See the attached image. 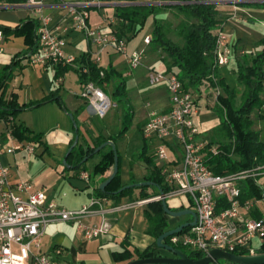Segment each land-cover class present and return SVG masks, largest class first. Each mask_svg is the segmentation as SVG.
<instances>
[{
	"label": "built area",
	"instance_id": "1",
	"mask_svg": "<svg viewBox=\"0 0 264 264\" xmlns=\"http://www.w3.org/2000/svg\"><path fill=\"white\" fill-rule=\"evenodd\" d=\"M48 0H26L39 7ZM236 2V0H233ZM100 0H75L68 4V16L74 28L86 39L100 47H111L122 54L130 70L138 68L145 51L133 50L128 53L127 43L102 26L89 24V8L100 7ZM236 12L232 18H236ZM39 48L30 56L31 65L72 64L74 58L65 55L66 40L63 35L49 27L50 19L39 16ZM1 40V34H0ZM150 36L143 38L148 46ZM232 56V46L228 36L217 30L214 57L218 67L226 66ZM98 64L99 58L95 59ZM147 84L155 88L163 86L168 96L169 108L163 112H150L142 127L145 140H156L154 156L159 163L158 170L167 189L162 195L147 200H139L109 209L104 207V199L93 197L77 210H66L53 201H47L45 193L35 187L34 182L18 180L12 182L9 168L1 158L26 151L34 153L32 143L17 142L6 133L9 146H0V264H65L60 256L63 251L55 248L51 255L42 253L40 241L48 225L67 222L82 230L85 239L90 240L108 232L103 218L106 213H117L162 201L181 195L190 196L191 210L196 223L188 231L168 237V245L181 246L203 256L212 249L230 254L248 256L260 252L264 246V220L252 216L254 200L239 201L240 181L246 177L264 175V166L251 172L232 175H215L205 164L207 154L216 155L218 150L208 143L197 140L199 130L194 118L198 114L197 96L186 90L174 73L149 70ZM80 97L88 102L94 114L104 118L113 106L107 94L93 83H87L80 91ZM146 106H149L147 103ZM14 141V142H13ZM174 142L178 149L170 142ZM12 142V143H11ZM88 180V175L82 173ZM224 198L228 208L216 212V202ZM100 217L99 225L83 226L82 220Z\"/></svg>",
	"mask_w": 264,
	"mask_h": 264
},
{
	"label": "trees",
	"instance_id": "2",
	"mask_svg": "<svg viewBox=\"0 0 264 264\" xmlns=\"http://www.w3.org/2000/svg\"><path fill=\"white\" fill-rule=\"evenodd\" d=\"M116 3H126L125 5H116L114 7V16L119 22L121 31L110 29L118 39L124 40L126 43L134 37L145 25L147 19L152 18L153 28L150 34V48L159 50L161 53V61L165 64L167 73H174L181 81L186 90H191L205 100V107L218 117V127L225 137L227 143L211 141L204 148L211 146L217 148L216 155L207 154L205 164L215 175H232L242 172H251L259 166H264V127L261 131L254 130V120L252 113L258 111L257 120L264 121V40L260 41L263 49L254 56L243 55L236 60V80L240 90L230 89L225 79L220 76L219 67L215 63L214 50L216 32L221 25L218 18L217 4L215 0H105ZM26 0H0V3L9 5H18L25 3ZM174 3V4H165ZM90 10V8L88 9ZM172 14L178 23L174 29L180 43L173 41L166 35L164 25L167 20L159 19L157 16ZM169 25V24H168ZM125 26V27H124ZM123 27L125 28L124 30ZM39 23L34 19H26L20 21L13 28L0 26L1 37L21 38L24 49L17 52L12 60L4 65L0 70V122H3L12 138L17 142H27L41 144L44 152L48 149L41 141V134L32 132L29 128L22 124H14L13 119L20 112L35 110L47 103H56L64 109L60 99V85L52 90L48 95L39 100L26 104H19L15 93L7 94V84L11 79L15 69L22 60L29 61L30 56L35 54L39 48L38 37ZM19 68V67H18ZM53 81L62 79L68 71H74L83 87L87 83H93L104 92L109 84L113 85L112 97L123 105L124 112L121 118V127L116 134L108 137L98 136L92 145L85 146L77 142L71 152L65 156V167L68 170H80L85 162L94 157L93 151L106 141H112L116 144L121 140L126 132L131 128L134 117L133 109L129 103L128 93L126 90V82L115 69L109 65L105 68L95 62L91 53L86 51L78 58H74L72 64L54 66ZM239 99L237 100V97ZM84 111V107H79L72 113L73 120L76 124V130L73 133V139L70 141L69 147L73 144L74 138H80L79 125L77 116ZM4 135V134H3ZM6 140V136H3ZM108 148V154L113 157V150L107 146L98 153H102ZM117 154L119 162L120 156ZM147 146L144 142L143 147L137 152L136 157L142 161L149 173L145 177V182L152 183V187H156L158 191L156 195L141 193L144 187L139 184L131 187L121 186L119 180V170L117 165V173L111 182L105 187L104 191L99 190V185L93 188V196L97 198H108L119 200L131 194L134 188L141 189L139 198L147 200L159 195V190L166 192L165 186L162 184L163 179L156 167L153 157L147 156ZM87 158L85 162H82ZM133 161H130V164ZM105 163L95 169L98 171ZM256 177H246L240 181V197L242 203L246 200L258 201L264 198L262 187L256 182ZM107 179V178H106ZM106 179H103L104 182ZM101 182V183H102ZM150 186V187H151ZM120 192L116 193L118 190ZM228 208V203L224 198H220L216 202V212ZM171 210V209H170ZM174 211V210H171ZM144 218L147 222L146 234L156 239L167 230V216L163 212L161 201H153L146 204L143 211ZM255 218H260L255 214ZM184 228L181 233L188 231ZM168 238L163 243L168 245ZM126 241V240H125ZM123 244V251L113 254L116 263H128L137 259L162 257L161 250L156 247L154 242L151 246H147L142 251L134 250L132 253L127 250ZM174 248L180 250L191 260H198L204 257L202 254L188 250V253L181 246ZM259 253H264V246ZM212 264H222L215 262ZM224 264H232L225 262Z\"/></svg>",
	"mask_w": 264,
	"mask_h": 264
},
{
	"label": "crops",
	"instance_id": "3",
	"mask_svg": "<svg viewBox=\"0 0 264 264\" xmlns=\"http://www.w3.org/2000/svg\"><path fill=\"white\" fill-rule=\"evenodd\" d=\"M73 1L75 0H48L39 7L31 6L26 2L18 5L0 3V10H11V12L5 14L2 13L3 16H0V26L13 28L22 20H37L39 16L47 17L50 19L49 27L53 30H57L58 33L65 37L66 46L64 51L66 56L78 58L84 52L88 51L94 59L99 58L98 65L103 68L111 65L115 71L120 74V70L115 63V57L118 55L115 50L111 47H100L95 44H93L94 48H92V46H90L92 42L84 38L85 36L74 28L67 12L68 4ZM214 3L217 4L218 18L221 21L218 30H221L228 36L232 46V56L229 63L226 66H223L222 69L219 68L218 72L220 76L225 79V82L230 89L237 90V85L233 81L232 72H230L229 67L231 65L235 67L234 73L236 74V60L240 56L247 54L246 48L248 46H251L257 52H260V50L263 49L260 41L264 40V31L260 30V32H257L253 29V25L259 24L261 27H264V0H236V2L233 0H215ZM100 4V7H90V9H95V15L91 21V11L89 10V24L93 27L102 26L104 32H109L110 28L107 26L109 21L106 20V16H109V13L106 12V9H112L117 4L125 5L126 3L100 0ZM234 12H236V18H232ZM164 15H166V13L157 16V18L165 20L166 18H164ZM133 38L134 37L130 38L127 44ZM83 39L86 40L87 49L80 48ZM1 42L2 40L0 43ZM143 50L145 51L143 62H149V66L147 67L148 72L149 70L158 71L155 69L158 65L162 68L159 72L166 71L165 64L161 61V56H157L160 54L159 50H156L154 53H149L147 46L145 45ZM15 54L11 56L9 60H12ZM153 54H155V56H153L154 58L151 56ZM155 57L157 58L156 60ZM18 67L15 69L9 80L10 83L8 81L9 85L7 84V87H9L7 88V94L11 92L15 93L19 104H26L39 100L48 95L59 85L61 87L59 96L64 109L56 103H47L35 110L20 112L17 117L13 119L14 124H22L32 132L41 134V141L48 149L47 152L43 153H46L51 159L54 160L57 153L60 154V152H64V150L69 148L74 128L67 114H72L79 107H84V111L77 116L80 132V138H78V140L84 149L86 144L92 145L99 135L104 137L112 135L103 133L102 129L94 123L92 120L93 118L91 117L95 114L90 106L85 105V101L73 103L72 109L67 108L64 103L67 94L64 91L62 92L65 88V77L63 76L62 79L53 81L55 71L54 66L31 65L29 61L22 60ZM130 76L131 74L127 73V77ZM77 85L81 91L82 86L80 85L79 80ZM112 87V84L107 86L110 90H112ZM153 89L154 90L147 93V91L137 87L130 90V92L132 91L130 93L126 84L129 103L134 113L132 124L135 120L136 128L139 129L135 130L131 126L125 136L115 144L116 150L120 158L123 160V173L120 176L121 186H129L132 184L131 182L133 179L126 173V167L127 164H129V161L132 160L131 156L133 152H139L144 142L146 143V146L150 145L152 147L151 151L153 153V160H156L154 151L157 141L154 139L145 140L142 136L141 130L148 119L149 113L153 111H166L169 108V100L163 86H158ZM262 99L264 100V96H262ZM200 101H203L205 105L204 99H201ZM147 103L149 106H146ZM262 109L264 111V106ZM137 111L141 118L139 122L135 118ZM256 113L258 114V111ZM198 115L199 114L194 118L195 126L199 130L197 140L210 143L213 140H206L204 137V139L200 140V136L202 137V134L205 132L214 135L212 131L216 130L218 125L213 124L211 126L210 124L212 121L209 120L207 115H202L201 117H198ZM0 123L3 124L5 129L0 133V146L6 147L10 145V142L3 138L4 135L6 136V132L4 131H6L7 128L3 122ZM254 123L255 126L256 123L259 124L260 121L256 120ZM261 137L264 139V134H262ZM214 142L217 143L220 141L214 140ZM40 146L42 145L40 144ZM15 154L3 156L1 158L3 165L9 168L10 179L12 182L18 180L31 181L34 182L36 187L37 182L48 177V174L52 172V168L48 166L43 171L41 170L42 168H40V173L37 172L33 175L30 174L26 176L24 172L19 169V162L18 159H16ZM137 163L140 166L139 169L141 172L138 169L139 172L134 173L133 177L136 183L141 184V182H145V177L149 173V169L142 161ZM155 165L157 168L159 167V163H155ZM112 172L113 157L107 155L105 157L104 165L96 172L95 170L93 172L87 171L85 168L80 170H70L68 173L61 172V176L55 178L52 183H41L42 188H36L38 190H43L45 188L48 193L47 195L45 194L47 201H53L59 207L66 210H77L87 204L91 198L95 197L93 196V188L100 185L102 180L108 178ZM82 173L88 175V180L83 179ZM137 191L139 192V190ZM141 193L148 194L149 192L142 191ZM150 194L156 195V192ZM102 199H104L105 209H109L112 206L126 204L125 202H122L123 198L119 200L108 198ZM139 200H141V198H137L131 202ZM168 200L169 199L166 200V203L171 210L181 211L191 209L190 205H185L181 201L174 200V198ZM257 202L258 201H254V212L252 213V216H255V214L260 216ZM145 207L146 205L117 213H106L103 221L108 226V232L90 240L85 239L82 230L73 224L67 222L50 224L47 226L40 241V250L42 253L51 255L55 248L62 249L63 253L60 256V259L65 264H126L116 263L113 259L114 253L123 251V244H125L127 250L132 253L134 250L142 251L155 242L154 238L146 234L147 222L143 215ZM168 217L169 216H167V218ZM101 221L102 218L100 217H89L82 220V225L95 226L99 225ZM191 221L192 219L188 222Z\"/></svg>",
	"mask_w": 264,
	"mask_h": 264
},
{
	"label": "rangeland",
	"instance_id": "4",
	"mask_svg": "<svg viewBox=\"0 0 264 264\" xmlns=\"http://www.w3.org/2000/svg\"><path fill=\"white\" fill-rule=\"evenodd\" d=\"M106 10H107L106 12L109 13V16H106V20L109 21V23H107V26L110 29L114 28L116 30L121 31L120 27L122 25L119 24V22L116 20L114 14H113L114 8H112V9L107 8ZM90 11H91L90 12V19L92 21L94 15H95V9H90ZM7 12H11V10L1 9L0 10V16H3L2 13L5 14ZM164 18H166L165 20H167L166 25H164L166 35L170 39H172L173 41L180 43L178 37L176 36V34L174 32V29H175L179 20L176 19L169 12L166 13V15H164ZM253 26H254L253 29L256 30L257 32H260V30L264 31V27H261L259 24H255ZM124 27L122 30L125 29ZM152 28H153L152 18H149V19H147L144 27L126 45V49H127L128 53H130L133 50L139 51V50H142L144 48L142 40L146 35L151 34ZM1 40H2V42L0 43V70L4 65H6V63L10 62L9 59L11 56H13L16 52H19V51L24 49V45H23L21 38L11 36V37H8L7 39L4 38V40H3V38H1ZM80 45H81L80 46L81 49H87V44H86L85 39H83V41L81 42ZM90 46H92V48H94L93 43H91ZM147 50L149 53H154L156 51V50L154 51L153 49H151L150 45L147 46ZM246 51H247L248 56H254V55L260 53L262 50H260V52H257L254 48H252L251 46H248L246 48ZM116 54H118V55L115 57V63L117 64V67L120 70V74H119L120 76L118 78H122L125 80V82L127 84V89L129 92L133 88H137V87H140L142 90L147 91V93L150 92L151 90H154L152 87L148 86L147 79H146L147 74H148L147 67L149 66L148 65L149 62L148 63L142 62V64L138 68H136L135 70H130L125 57L120 53L116 52ZM159 55H161V53L158 54L157 56H159ZM151 56L153 57V56H155V54H153ZM156 59L157 58L155 57V60ZM219 68L222 69L223 67H219ZM155 69L158 71L162 70L161 66H159V65L156 66ZM229 69H230V72H232L233 81L237 85L236 91H238V90H240V87H239L238 82L236 80V74L234 73L235 67H233L231 65L229 67ZM127 73L131 74V76L127 77ZM64 77H65V79H64L65 80V82H64L65 88H64V90H62V92L64 91L67 94L64 103L67 106V108L72 109L73 103H79V102H82L85 100H83L80 97V89H79V86L77 85V83H78L77 74L74 71H68L67 73L64 74ZM9 83H10V81H9ZM9 83H8V85H9ZM112 91H113V87H112V90H110L109 88H107L105 90V93L107 94V96L109 97V99L111 101V104L113 105L110 108V110L107 112L106 116L103 119H100L96 115H93V116L91 115L92 116L91 118H93L92 120L94 121V123L97 126H99V128L102 129L103 133L108 134V135L109 134H116L120 130L121 118L123 116V112H124V108H125L123 105L118 103V100L116 98L112 97ZM196 96H197L196 103H197V106H199L198 117H201L202 115H207L209 117V120L212 121V123L210 124L211 126L213 124L218 125L219 124L218 117L206 109L203 101H200L203 98L199 97L198 94H196ZM238 99H239V96L237 97V100ZM146 101H147V99H146ZM198 102H199V105H198ZM85 105H88L87 101H85ZM256 112L257 111L255 110L251 115L254 121H256L258 118V114ZM135 118L138 122L141 119L138 111H137ZM135 122L136 121L134 120V122L131 126L133 127V129L138 130L139 128H136ZM263 127H264V121H260L259 124L256 123V125L253 127V129L261 131L263 129ZM3 130H5L4 126L2 123H0V133ZM4 132L7 133V130ZM212 133L214 135H211V133H209V132L203 133L202 137L200 136V140L205 138L206 140H213V141L215 140V141H220L222 143L228 142V139L225 137V134L222 133L219 128L212 131ZM73 137L74 136H72V139H73ZM170 143L174 148L178 149L174 142L171 141ZM32 146L34 148L33 154L28 155V153L26 151H21V152H17L15 154V157H16V159H18V162H19L18 163L19 169L22 170L26 176L30 175V174L33 175L37 172L40 173L39 172L40 168H42L41 169L42 171L44 169H46L48 166H50L52 168V172L48 174V177H45L40 182L36 183L37 188H42L41 183H43V184L52 183L55 178H59L61 176V172L68 173L70 171L65 167V164H64V160H65V156L67 154L68 148L66 150H64V152H60V154L57 153L56 156L54 157V160H53L46 153H43L44 152L43 146H40L39 144H35V143H32ZM151 149H152V147L150 145H147V153L146 154L149 157H151V156L153 157V153H152ZM108 150H109L108 148H105L102 153L95 154L94 157L90 158L89 160H87L85 162V165L83 166V168H85L87 171L93 172L96 168L100 167L101 164L105 160V157L103 154H108ZM136 154H137V152H135V153L133 152L132 155L136 156ZM132 161L133 162L131 164H130V161H129V164H127L126 173L128 174V176L130 178L133 179L134 183L132 185H135L138 183H136L134 181L133 175H134V173L139 172L140 166L138 165L137 162H140V161L136 157H133ZM154 162L158 163L156 160ZM117 165H118L119 180H120V176L123 173V160H122V158L119 159V162H117ZM140 172H141V170H140ZM256 182L262 187L263 192H264V175L258 177L256 179ZM141 183H143V182H141ZM137 190H139V192ZM41 191H43L46 195L48 194L47 191L45 190V188L43 190L41 189ZM143 191L149 192L148 194H150L153 192H157L158 189L156 187H152V186L150 187L149 186V187H144ZM140 192H141V189H137V188L132 189L131 194L129 196L123 197L122 202L123 203L124 202L130 203L131 201L136 200L137 198H139ZM174 200L179 201V202L181 201L185 205H190V196L189 195H181V196L174 198ZM257 206H258V210L260 213V217H261V219L264 220V200L263 199L258 200ZM191 219L192 218L189 215H184L181 217H168L167 218V230L168 231L174 230L178 226L187 223ZM183 250L188 253L187 249H183ZM161 255H162V257H171L172 256V254L170 252H167V251L162 250V249H161ZM218 262L224 264V261H222V260H219Z\"/></svg>",
	"mask_w": 264,
	"mask_h": 264
},
{
	"label": "water",
	"instance_id": "5",
	"mask_svg": "<svg viewBox=\"0 0 264 264\" xmlns=\"http://www.w3.org/2000/svg\"><path fill=\"white\" fill-rule=\"evenodd\" d=\"M165 4H174V3H165ZM67 115L72 122L74 130H76L77 127H76V124L73 120L72 114L69 113ZM77 142H78V137L76 136L73 144L68 148L66 156L71 152V150L77 144ZM107 146L111 147V149L114 152V154H113V172L104 182H102L99 185L100 191H104L105 187L111 182V180L114 178V176L117 173L118 159H117V154L115 152L116 147L112 141H106V142L102 143L100 146H98L93 151V154L98 153L101 149H103L104 147H107ZM86 160H87V158H84L82 160V162H85ZM65 162L66 161L64 160V164H65ZM139 185L149 186V185H152V183L143 182ZM131 186L132 185H129L126 187H131ZM121 190L122 189L118 190L116 193L120 192ZM162 194H163V192L159 190V195H162ZM161 203H162L163 212L166 214V216L181 217L184 215H189L192 218L191 222H187L185 224H182L174 230L166 231L156 239V241H155L156 247L160 250L162 249V250H165L167 252H170L172 254V256L171 257H156V258L137 259V260L130 261L126 264H212V263L218 262L219 260L229 262L232 264H264V253H257V254L248 255V256H240V255L230 254V253L218 250V249L210 250L207 255H205L204 257H202L198 260L189 259L186 256V254H184L183 252H181L180 250H178L174 247H171L169 245L164 244L163 241L172 235L180 233L184 228L193 227L196 223L195 213L191 209H185V210H181V211H171L165 200H162Z\"/></svg>",
	"mask_w": 264,
	"mask_h": 264
}]
</instances>
